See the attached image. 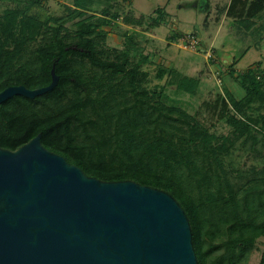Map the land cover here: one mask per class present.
<instances>
[{"label":"trees","instance_id":"1","mask_svg":"<svg viewBox=\"0 0 264 264\" xmlns=\"http://www.w3.org/2000/svg\"><path fill=\"white\" fill-rule=\"evenodd\" d=\"M262 7L261 0L249 5L247 0H231L228 14L250 19ZM30 8L8 9L0 16V92L14 86L46 87L52 68L59 81L44 95L14 96L0 105V148L14 151L41 134L44 148L87 176L163 190L189 219L198 264H243L255 240L264 237V169L258 180L235 191L218 154L228 139L213 146L214 137L197 122L187 123V137L179 136L183 130L174 124L179 119L135 98L137 67L128 68L126 55L104 57L93 26L81 23L73 36L61 35L60 27L46 33V23L29 15ZM39 36L42 41L29 62L16 66L26 45ZM82 60L119 82H88L76 66ZM240 84L246 97L264 100V79L257 81L251 70L240 76ZM194 86V81L182 79L178 88L190 92ZM237 123L242 127L241 120ZM260 123L264 128V115L251 119L239 136ZM186 138L193 148H182Z\"/></svg>","mask_w":264,"mask_h":264},{"label":"rangeland","instance_id":"2","mask_svg":"<svg viewBox=\"0 0 264 264\" xmlns=\"http://www.w3.org/2000/svg\"><path fill=\"white\" fill-rule=\"evenodd\" d=\"M254 1L247 0V5ZM261 2L262 9L250 19L229 15L231 0H0V16L8 9L31 7L28 14L46 23L43 31L51 33L60 27L61 35L66 36H73L81 23L93 26L104 57L126 55L128 68L137 67L135 98L179 119L174 122L183 130L179 136L187 137V123L197 122L214 137L213 146L228 139L218 154L236 191L250 185L248 181L258 180L264 169L262 123L250 125L239 136L251 119L264 115L263 98L246 97L240 84V76L249 70L257 81L264 79V0ZM41 37L26 45L16 66L29 62ZM76 66L88 82H119L86 60ZM182 79L195 82L190 92L178 88ZM128 98L133 102L130 95ZM181 146L193 148L187 138ZM193 158L200 162L198 154ZM221 253L215 251L213 256ZM242 262L264 264V237L255 240Z\"/></svg>","mask_w":264,"mask_h":264},{"label":"water","instance_id":"3","mask_svg":"<svg viewBox=\"0 0 264 264\" xmlns=\"http://www.w3.org/2000/svg\"><path fill=\"white\" fill-rule=\"evenodd\" d=\"M8 87L34 99L51 91ZM0 264H198L189 219L169 193L103 181L41 144L0 148Z\"/></svg>","mask_w":264,"mask_h":264}]
</instances>
